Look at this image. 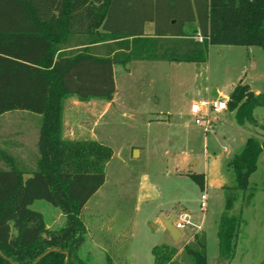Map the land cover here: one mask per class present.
<instances>
[{
	"label": "trees",
	"instance_id": "trees-1",
	"mask_svg": "<svg viewBox=\"0 0 264 264\" xmlns=\"http://www.w3.org/2000/svg\"><path fill=\"white\" fill-rule=\"evenodd\" d=\"M215 44L257 45L264 51V0H0V114L40 115L33 161L20 166L11 159L0 166V264H95L79 255L87 233L82 212L105 182L113 149L63 137L64 99L109 101L115 92L113 64L204 62ZM227 106L239 124L256 125L253 109L264 107V91L255 93L239 82ZM263 147L264 141L248 136L227 163L234 182L222 186L217 228L225 260L233 258L244 223L230 211L237 191H248ZM186 174L205 189L204 173ZM251 197L249 191L247 202ZM37 199L61 211L60 227L47 228L43 214L30 207ZM183 251L187 264H207L205 234L195 232ZM152 253L154 264H173L176 249L163 244ZM106 264H112L109 257Z\"/></svg>",
	"mask_w": 264,
	"mask_h": 264
},
{
	"label": "rangeland",
	"instance_id": "rangeland-1",
	"mask_svg": "<svg viewBox=\"0 0 264 264\" xmlns=\"http://www.w3.org/2000/svg\"><path fill=\"white\" fill-rule=\"evenodd\" d=\"M152 27L151 23L145 26L146 30H153ZM169 63L173 68L178 66L175 72L172 70L168 74L161 70L153 74L150 69L146 73V68L144 74L136 72L130 81V90L123 85L120 76L117 77L118 93L115 106L121 109V103L129 101L135 113L132 120L125 119L121 115V110L114 114L115 125L110 140L113 153L118 155L119 150L125 153V149L131 143L139 146L142 149L141 156L132 157L128 162L130 170L135 172L144 170L152 176L157 189L143 188L142 194H138L137 199L140 203L137 204L131 193L132 183L120 182L123 176H127L125 175L127 170H123L119 166L120 162L115 159L116 167L109 172V182L103 188L107 203V209L104 211L112 221L111 230L103 232L104 242L112 247L114 235L121 232L125 237L121 242V253L123 251L129 256L131 264H154L152 250L155 246L163 244L176 249L173 264H187L189 257L183 251V246L192 239L195 232L204 233L202 230H196L201 223L205 230L207 264H259L264 258V147L258 157L257 168L249 177L248 191L245 193L237 191L238 198L230 211L232 214H241L244 219L231 260L219 256L217 228L225 201L222 186L234 182L227 163L234 153L242 149L248 136H254L260 142L264 141V107L256 106L253 109L256 125L248 121L239 124L234 111L227 109L219 115L212 116L215 122L207 132L190 122L186 125L188 117L179 119L173 116L165 120L166 115H163V119L147 125L148 121L142 111L150 92H155L160 97L161 110H167L170 102L182 94H185L188 101L227 97L239 82L251 84L253 88L259 90L258 92H262L264 51L257 45L215 44L209 47L204 62ZM115 67L118 69L120 65ZM195 87L200 88L201 93L198 97H191L188 93ZM34 142L35 137H32L33 149ZM184 156L188 159H197V163L187 165V160H183ZM118 167L121 169H116ZM175 168L186 173L187 170L191 172L208 170L205 174L208 181L207 189L201 190L187 174L189 178L173 185V176L165 177L163 172ZM217 180H220V188L216 187ZM249 191L252 192V197L247 202ZM179 195L183 198L179 203H168ZM202 199L206 201L205 207L200 205ZM30 207L43 214L48 229H56L64 223L65 217L61 211L46 200H34ZM90 211L89 207L82 212L87 233L79 255L93 263L106 264L105 253L97 251L98 254L95 255L91 247V235L96 233V229L91 225ZM179 212H187L192 223L182 229V236L178 240L173 241L168 231L162 230L159 219L160 215L169 216L172 213H175V219ZM102 216L103 214L100 217ZM103 235L100 236L103 238Z\"/></svg>",
	"mask_w": 264,
	"mask_h": 264
},
{
	"label": "crops",
	"instance_id": "crops-1",
	"mask_svg": "<svg viewBox=\"0 0 264 264\" xmlns=\"http://www.w3.org/2000/svg\"><path fill=\"white\" fill-rule=\"evenodd\" d=\"M151 32L152 29L147 30ZM211 46V45H210ZM209 46V47H210ZM251 46V45H250ZM209 51V50H208ZM206 61V60H205ZM147 62V63H143ZM171 61H162V60H132L125 65L121 64H113V75L115 82V92L111 100H105L102 98H90L88 100H79L75 96H69L64 99L63 102V112H62V135L66 139H84V140H96L103 144L109 145L111 147V137L113 136V126L115 125L113 122V116L116 112L121 110V115L128 120L134 119V110L133 106L129 101L126 103H121V109L116 108V96L118 93V76L123 81V85L130 90V81L134 78V74L137 72L145 73L144 69L146 68L147 72L149 69L152 70V73L164 71L169 74L172 70L178 68V66L173 68L171 66ZM177 64L181 63L178 61ZM191 63V62H188ZM136 64V65H135ZM149 64V65H147ZM115 65H120L118 69H116ZM250 89L258 93V89H255L248 84ZM130 86V87H129ZM205 89V88H204ZM200 88H196L189 91V95L191 97H198L201 93ZM128 94V93H126ZM220 97V96H219ZM216 98V97H211ZM228 98V96L226 97ZM201 99V98H199ZM147 102L143 107V113L145 114V118L148 121L147 125L152 122H156L159 119H163V115L165 116V120H169L171 117H177L179 119L188 117L186 120V125L190 122L189 119V105L193 100H187L185 94L182 96L175 97L170 102V107L167 110L159 109L160 105V97L155 92H150L147 94L146 98ZM119 108V107H118ZM225 112V111H224ZM223 113V112H222ZM220 114V113H219ZM217 114V115H219ZM216 116V115H215ZM188 121V122H187ZM39 123H40V115L31 113L27 110H13L9 112H5L0 114V166L6 167L7 164L12 162L25 166L30 164L33 161L35 155H37L36 142L38 138L39 131ZM170 123V122H169ZM191 123V122H190ZM192 124V123H191ZM195 126V125H194ZM32 137H35V149H33ZM125 153L122 150L118 151V155L113 153L111 159L107 162L105 166V182L104 184L92 195V197L86 203L84 210L87 208H91L89 212L92 215V223L96 229V233L91 235V247L95 253L101 252L105 253V257L110 258L112 264H131V259L128 255H126L123 251L121 253V242L123 239L125 240L124 235L120 233H116L114 235V243L113 246L106 245L104 242L103 232L111 230V219L105 213V209H107L106 203V192L103 191L109 182L110 174L109 172L116 167L114 162L118 161L119 166L123 170H127L123 178L120 180L121 184L131 182V193L133 198H136V203H140L138 201V194H142L143 188L146 190H156L157 185L152 176L147 174L144 170L135 172L134 170H130V164L128 163L132 160V157H140L142 149L134 143L129 144V146L125 149ZM136 150V153H135ZM124 153V154H123ZM186 155V154H185ZM115 159L117 161H115ZM187 160V165L192 166L197 163V159L187 158V156L183 157V160ZM121 164V165H120ZM120 168V169H121ZM116 169H119L116 168ZM119 169V170H120ZM130 170V171H129ZM132 171V172H131ZM144 171V172H143ZM190 171V170H187ZM164 173L165 177L173 176V185L177 184V182H182L184 179L189 178L186 175V171L182 169L175 168L172 171L166 169ZM204 174L208 173V170L202 172ZM123 175V174H122ZM154 176V175H153ZM125 177V178H124ZM205 184L206 189L208 187L207 175H205ZM216 187L220 188V180H217ZM183 199L180 195L174 197L168 203H176ZM172 207V206H171ZM103 214L102 217H100ZM175 216V213H172L169 216L160 215V221L162 230H166L162 219H167ZM196 230H202L205 233L203 225L198 224ZM169 233V232H168ZM98 234V235H97ZM103 235V238L100 235ZM170 234V233H169ZM182 236V232H181ZM172 238V237H171ZM173 240V239H172ZM174 241V240H173ZM112 251V252H108ZM98 251V252H97ZM106 261V260H105ZM96 264V263H95Z\"/></svg>",
	"mask_w": 264,
	"mask_h": 264
},
{
	"label": "built area",
	"instance_id": "built-area-1",
	"mask_svg": "<svg viewBox=\"0 0 264 264\" xmlns=\"http://www.w3.org/2000/svg\"><path fill=\"white\" fill-rule=\"evenodd\" d=\"M196 38L198 40L202 39L200 34H198ZM227 100L228 98L226 97L201 98L193 100L189 105L190 122L195 126L202 127L205 132L209 131L215 122V119L212 116L222 113L228 109ZM200 205L202 207L206 206L205 199H202ZM174 217L175 216L172 217L171 222L174 227L181 232L182 229L192 223L190 215L187 212H179L175 219Z\"/></svg>",
	"mask_w": 264,
	"mask_h": 264
},
{
	"label": "water",
	"instance_id": "water-1",
	"mask_svg": "<svg viewBox=\"0 0 264 264\" xmlns=\"http://www.w3.org/2000/svg\"><path fill=\"white\" fill-rule=\"evenodd\" d=\"M135 153H136V150H135ZM171 220H172V217L167 218V219H162V222L166 230L170 233V236L172 237V239L176 241L181 237V231L178 230L176 227H174Z\"/></svg>",
	"mask_w": 264,
	"mask_h": 264
}]
</instances>
